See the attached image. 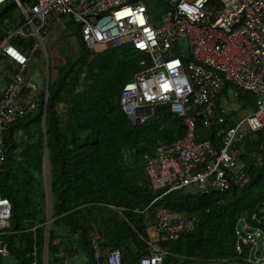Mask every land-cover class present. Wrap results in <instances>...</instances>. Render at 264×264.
<instances>
[{"label": "built area", "instance_id": "built-area-1", "mask_svg": "<svg viewBox=\"0 0 264 264\" xmlns=\"http://www.w3.org/2000/svg\"><path fill=\"white\" fill-rule=\"evenodd\" d=\"M12 1L21 17L0 38V56L18 68L0 98V176L6 161L7 127L35 111L42 97L40 86L27 74L31 59L39 49L47 58V45L56 48L58 41L78 49L75 30L62 37L68 29V19L63 18L69 17L79 26L76 30L87 46L130 44L146 56L139 61L142 69L125 83L120 95L122 110L133 124L153 117L158 105H168L187 126L185 136L158 140L154 153L146 156V175L159 194L145 210L136 212L147 211L176 190L224 192L249 182L251 158L262 162L260 154L247 155L244 126L250 133L264 130V0H158L166 6L157 18L145 0H0V10ZM15 37L36 40L24 52L12 43ZM226 84L256 96L254 108L238 121L228 98L219 100ZM233 97L237 99L238 93ZM43 100L45 106V88ZM198 120L216 132L218 146L198 130ZM112 207L120 213L128 210ZM11 216V200L0 191V264L10 254L5 236L11 230ZM196 223L194 214L159 207L156 223L147 228V252L138 264H188V257L161 244L194 231ZM152 228L158 240L153 239ZM234 231L237 256L220 263L264 264V201L242 212ZM101 238L97 231L92 235L96 258ZM107 261L124 264L120 249H110ZM30 264L38 262L34 259Z\"/></svg>", "mask_w": 264, "mask_h": 264}, {"label": "trees", "instance_id": "trees-1", "mask_svg": "<svg viewBox=\"0 0 264 264\" xmlns=\"http://www.w3.org/2000/svg\"><path fill=\"white\" fill-rule=\"evenodd\" d=\"M13 27L10 18L0 20V38ZM12 42L24 47L20 37ZM70 51L58 77L49 75L46 133L52 221L48 263L67 252L87 256L84 264H107V251L112 248L121 250L124 264L136 263L147 252V228L156 223L162 206L197 217L194 231L162 243L164 248L188 257V264H226L220 261L233 259L237 219L264 201V130L246 137L247 155L260 154L262 162L251 158L250 180L244 187L224 192L180 189L147 211L136 212L145 210L159 194L146 175V156L154 153L158 140L185 136L187 126L168 105H158L154 116L138 125L124 113L123 86L142 69V52L130 44L94 50L79 36L75 55ZM230 86L226 84L225 89ZM44 88L45 84L37 109L11 123L4 134L6 161L0 191L12 203L11 230L5 240L22 264L33 260L35 248L42 262L46 245ZM254 106L255 96L248 94L244 108ZM197 127L219 145L214 130L205 129L200 120ZM112 206L128 210L120 213ZM95 231L102 235L98 258L92 245Z\"/></svg>", "mask_w": 264, "mask_h": 264}, {"label": "rangeland", "instance_id": "rangeland-1", "mask_svg": "<svg viewBox=\"0 0 264 264\" xmlns=\"http://www.w3.org/2000/svg\"><path fill=\"white\" fill-rule=\"evenodd\" d=\"M31 1H34V0H25V3H28ZM145 2L150 10V13L155 18H157L159 14H161V12L165 10L166 5L162 3L161 1L145 0ZM9 3L10 2H8L6 5H8ZM7 17L12 20L13 26H15L21 17L20 8L17 5L12 6L7 12V14L4 17H1L0 20H2L3 18L6 19ZM63 19L64 20L68 19V22H67L68 29L62 35V37H65V34L70 35V31L71 32L74 31V29L77 27V24L71 21L69 17H64ZM75 33L79 37V33L77 31H75ZM20 38L22 39L24 46L27 48L30 47L33 44V42H35L36 40L35 37H30V38L20 37ZM53 41H55V38H53ZM92 47L94 50H101L105 46L101 44H97ZM69 48L70 46L68 42H66V44L64 45L57 44L56 48L53 46L47 45L46 47L47 58L45 56L43 49H39L37 54L33 57L30 67L27 70V74L41 87H43L44 84L47 83L48 68H49V75L51 76V78L56 79L58 75L60 74L61 68L65 64L66 57L69 55ZM76 51L77 50H71L70 53L75 55ZM142 54L143 53H141V56L146 57L144 54L143 55ZM10 62L12 61H9L3 56H0V92L3 89V86L6 84V80L10 77V69L8 67V63ZM235 92H237L239 95L237 99L233 97V94ZM248 94L254 95L252 93L246 92L245 90L239 87L231 85L227 90L225 89L223 95L219 98V100L223 101L225 100L226 97L228 98L227 103L229 104V108L230 110H233L234 112L233 116L235 120L238 121L239 119H241L242 116L246 115L251 110V109L247 110L244 108L245 98ZM255 102H256V96H255ZM244 132L247 134V138H248V135L252 134L249 132L247 126H244ZM152 231H155V228H152ZM153 239L158 240L156 231L154 232ZM235 256H237L236 253H235ZM130 257L131 255L129 256V258ZM80 260H83L84 263H86L88 261V258L87 256L81 255V257L80 256H77V258L73 257L70 260H65V259H59L57 261L52 260L50 263L47 262V264H80L82 262ZM230 260L231 258L228 261ZM236 261H239V260H236ZM1 263L2 264H22V261L20 258L10 253L6 256H3Z\"/></svg>", "mask_w": 264, "mask_h": 264}, {"label": "crops", "instance_id": "crops-1", "mask_svg": "<svg viewBox=\"0 0 264 264\" xmlns=\"http://www.w3.org/2000/svg\"><path fill=\"white\" fill-rule=\"evenodd\" d=\"M31 2H33V1H31ZM1 11V10H0ZM13 43V42H12ZM57 44L58 45H64V44H66V42H62V41H58L57 42ZM15 46H17V44H14ZM105 46V45H104ZM19 49H21V50H23L24 52H27L28 51V49L30 48V47H19V46H17ZM105 47H109V46H105ZM70 50H71V48H69ZM38 52V51H37ZM37 52H36V54H37ZM35 54V55H36ZM34 55V56H35ZM33 56V57H34ZM32 60H33V58L31 59V62H32ZM10 61V60H9ZM31 62H30V64H31ZM30 64H29V66H28V68L30 67ZM8 67H9V69H10V77L6 80V84L3 86V89L1 90V92H0V98H1V95H2V92H3V90H4V88L7 86V84L10 82V80H11V76H12V74L17 70V65L14 63V62H10V63H8ZM28 70V69H27ZM45 86H46V84H45ZM41 87V86H40ZM42 88V87H41ZM128 117V116H127ZM47 225H48V222H47ZM18 233V232H17ZM17 233H15L16 235H17ZM16 240L18 241L19 240V238L17 237L16 238ZM145 241H146V239H145ZM49 243V239L47 240V228H46V245H45V248H44V251H43V261L42 262H40L39 261V259H38V252H37V250H36V248L34 249V251H33V253H32V256H33V260L34 259H36L37 260V262H38V264H47V262H48V247H47V244ZM7 244H8V242H7ZM8 249H9V253H11L12 255H14V256H16V257H18V258H20L17 254H15V253H13V252H11V250H10V248H9V244H8ZM113 249V248H112ZM109 251V250H108ZM107 251V252H108ZM121 251V250H120ZM100 254V253H99ZM146 254V253H145ZM29 255V254H28ZM59 255L60 256H62V259H65V260H70V259H72L73 257H76L77 258V254H73V253H67V252H60L59 253ZM46 257H47V259H46ZM64 257V258H63ZM96 257V256H95ZM141 257V256H140ZM82 259V258H81ZM140 259V258H139ZM32 260V261H33ZM79 260V259H78ZM22 261V260H21ZM31 261V262H32ZM80 261H82L80 264H84V261L83 260H80ZM30 262V263H31ZM138 262H139V260L136 262V263H131V264H138ZM29 262H27L26 264H30ZM124 263V262H123ZM107 264H108V261H107Z\"/></svg>", "mask_w": 264, "mask_h": 264}, {"label": "water", "instance_id": "water-1", "mask_svg": "<svg viewBox=\"0 0 264 264\" xmlns=\"http://www.w3.org/2000/svg\"><path fill=\"white\" fill-rule=\"evenodd\" d=\"M25 1V0H21ZM16 5L15 1L10 2L6 5L1 11L0 16L3 13L10 9L12 6ZM48 95H49V68L47 73V83L45 86V106H44V141H45V153H46V172H47V181H48V199H49V213H48V225H47V240L49 239V233L51 228V221H52V200H51V185H50V170H49V155H48V141H47V133H46V126H47V106H48ZM48 247V244H47ZM47 259V257H46Z\"/></svg>", "mask_w": 264, "mask_h": 264}]
</instances>
